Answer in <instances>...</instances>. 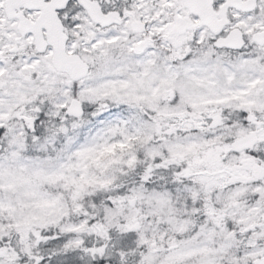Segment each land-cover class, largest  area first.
Listing matches in <instances>:
<instances>
[{
    "label": "snow or ice",
    "instance_id": "6c2138e0",
    "mask_svg": "<svg viewBox=\"0 0 264 264\" xmlns=\"http://www.w3.org/2000/svg\"><path fill=\"white\" fill-rule=\"evenodd\" d=\"M0 264H264V0H0Z\"/></svg>",
    "mask_w": 264,
    "mask_h": 264
}]
</instances>
